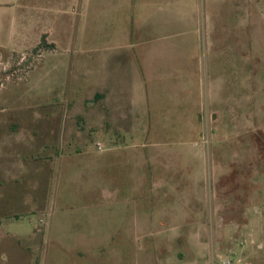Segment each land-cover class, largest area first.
Segmentation results:
<instances>
[{
  "label": "rangeland",
  "instance_id": "1",
  "mask_svg": "<svg viewBox=\"0 0 264 264\" xmlns=\"http://www.w3.org/2000/svg\"><path fill=\"white\" fill-rule=\"evenodd\" d=\"M79 1L0 0V264H264V0H194L192 54L161 57L175 76L155 105L163 135L87 130L65 167L62 116L79 107L68 100L101 82L75 62L90 70L93 47L114 54L122 27L107 0ZM44 35L54 46L38 49ZM173 84L188 92L193 127L184 93L164 105ZM182 124L192 135L174 131ZM119 145L121 159L102 154Z\"/></svg>",
  "mask_w": 264,
  "mask_h": 264
},
{
  "label": "crops",
  "instance_id": "2",
  "mask_svg": "<svg viewBox=\"0 0 264 264\" xmlns=\"http://www.w3.org/2000/svg\"><path fill=\"white\" fill-rule=\"evenodd\" d=\"M101 1L90 0L89 7L92 8V5L97 3L95 8L98 7L97 9H99ZM79 3L82 9L83 1L81 0ZM105 8L107 12L111 10L112 13H116L120 17L119 22L122 24V27L118 34L112 36L114 39H119L117 44L120 47L114 50V54H111L110 50L105 53L104 50L100 51L98 48H90L89 54L96 59L95 61L92 58L90 70L87 61L85 63L79 60L75 62L76 69L79 68L80 71L86 70L90 71V73H96V75L92 74L90 77L83 75L81 78L87 81L90 80L92 83L101 82L92 86L90 96L84 101L71 100V98L68 100L79 107L76 112L74 109V114L66 113L62 116L60 133L64 144L66 143V145L70 146L67 149V152L70 154L67 153L69 154L67 155L65 152L64 154H60V156L57 155V157L65 167L74 164L76 157L82 153L83 147L87 145L85 141L82 142L84 139L80 137V134L82 136L87 130L103 131L109 128L123 135H138L140 137H146L151 132H153L152 135L154 136L163 135L161 134L163 133L161 129L156 130L157 110H155V105L157 104L158 93L162 88V84L166 82L163 79L170 80L171 78L172 80L175 76L169 78L168 73L165 76L161 74L166 69V65H162L161 57L167 55L169 47L176 48V51H181L176 56H188L189 53L192 54L193 45L196 44L194 29L199 24V19L193 10L194 0H107ZM113 23L115 22L113 21ZM187 50L190 52L188 53ZM97 53H100V57L102 58H99ZM188 61L182 57V62H179L177 69L184 70L188 65ZM127 62L129 63L128 65L125 64ZM101 64L103 65V72L100 69ZM129 73H133V75L130 76ZM128 82L132 84L133 101L127 103L124 99L127 93L124 84ZM101 83L103 84L100 85ZM186 83L182 81L178 84L184 88L187 86ZM179 88V86L176 87L173 84L170 91H164V96L166 97L165 106L169 102V97H184L182 95L184 92L177 90ZM173 89L176 91L173 92ZM162 92L163 88L161 89ZM184 94L186 95V101L181 118L184 120L191 119L193 127V113L192 110L191 113L188 110V92ZM182 104L183 101L180 100L178 105ZM162 111L167 112L168 110L162 109ZM162 111L161 115L163 114ZM192 127L189 129L182 124L179 127L180 129L175 128L174 131L182 136H188L192 135ZM171 129L168 127L167 130ZM12 140L10 139L11 145L14 142ZM28 142L33 144L32 140ZM15 143L16 145H14ZM15 143L11 148L16 150L15 153H17L18 143ZM41 146L43 147L45 144ZM146 147L142 144H134V148L137 150H143ZM122 149L119 145L115 146L112 150H106L102 154H117L116 160H118V158H122L121 155H118L119 152H122ZM72 150L73 153H71ZM62 151L63 149L57 150L58 153ZM66 156L69 160L66 159ZM50 157L48 156V159ZM104 157L105 155L101 156L100 160H104ZM136 161L138 165L143 166V169L150 167L146 162H140L141 159H137ZM27 162L28 160H26ZM104 164L105 161H100V163L99 161L93 162L90 167L95 165V168H97ZM153 167L155 169V163ZM12 169L13 167H9L7 171L15 177L17 174ZM153 175L154 184L158 182L154 179L157 177L155 171H153ZM93 178L92 183L94 182ZM3 179L6 180V174ZM103 200L105 199L103 198ZM106 200L113 201L115 198L107 196ZM163 263L166 264L165 258H163Z\"/></svg>",
  "mask_w": 264,
  "mask_h": 264
},
{
  "label": "built area",
  "instance_id": "3",
  "mask_svg": "<svg viewBox=\"0 0 264 264\" xmlns=\"http://www.w3.org/2000/svg\"><path fill=\"white\" fill-rule=\"evenodd\" d=\"M97 148L99 151H104V145L102 143H97ZM218 264H234L231 259H225L220 261Z\"/></svg>",
  "mask_w": 264,
  "mask_h": 264
},
{
  "label": "trees",
  "instance_id": "4",
  "mask_svg": "<svg viewBox=\"0 0 264 264\" xmlns=\"http://www.w3.org/2000/svg\"><path fill=\"white\" fill-rule=\"evenodd\" d=\"M46 36H47V35H44V36L42 37V41H41V44L39 45L38 49L48 48V47L51 48V47L54 46V45H52V44H51V45H48V44H47V42H46ZM38 49H37V50H38Z\"/></svg>",
  "mask_w": 264,
  "mask_h": 264
}]
</instances>
